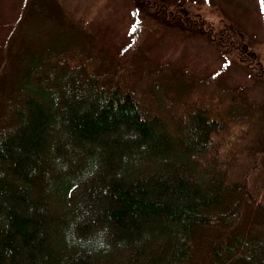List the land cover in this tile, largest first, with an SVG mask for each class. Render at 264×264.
I'll return each instance as SVG.
<instances>
[{"label":"trees","instance_id":"1","mask_svg":"<svg viewBox=\"0 0 264 264\" xmlns=\"http://www.w3.org/2000/svg\"><path fill=\"white\" fill-rule=\"evenodd\" d=\"M166 8L141 4L121 54L95 55L64 9L26 0L0 44V264H264V105L145 60ZM208 22L186 18L264 79Z\"/></svg>","mask_w":264,"mask_h":264},{"label":"rangeland","instance_id":"2","mask_svg":"<svg viewBox=\"0 0 264 264\" xmlns=\"http://www.w3.org/2000/svg\"><path fill=\"white\" fill-rule=\"evenodd\" d=\"M36 1L42 5L64 9L71 22H79L77 25H80L81 30H86L89 41V47L86 49L95 55H103L104 52L121 54L138 26L139 14L134 13L136 8H141V4L156 7L159 3H165L168 12L166 20L170 19L169 14L173 19H170V23L156 27L149 34L143 47L145 60H150L153 66L171 63L193 76L217 75L226 87L239 89L248 102L264 105V79L254 77L245 70L238 62V56V61L232 60L229 56L226 58L207 35L194 30L193 24L190 28L186 25V18L190 17L198 22L209 21L215 30L238 31L240 33L238 38L264 67V0ZM25 2L26 0H0V44L7 41L13 26L21 17ZM154 11L151 10L149 16L158 20L154 17L156 16ZM39 27L40 22H33L30 25L29 33L33 39ZM42 33L47 39L50 38L49 33L45 31ZM203 97L205 100H212L207 94ZM204 106L209 108V102ZM163 121L169 123L168 118ZM172 121L177 126L181 122L185 124L181 118H173ZM52 167L56 171L60 166L52 160ZM50 189L53 187L50 186ZM45 201L50 208L51 202L48 199ZM50 234L54 247L55 245L64 247V243L55 233Z\"/></svg>","mask_w":264,"mask_h":264}]
</instances>
